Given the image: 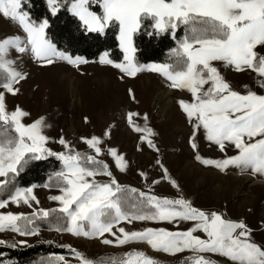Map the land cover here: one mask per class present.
<instances>
[{
    "label": "snow or ice",
    "instance_id": "1",
    "mask_svg": "<svg viewBox=\"0 0 264 264\" xmlns=\"http://www.w3.org/2000/svg\"><path fill=\"white\" fill-rule=\"evenodd\" d=\"M46 4L52 16L66 8L90 33L105 35L107 29H114L122 58L113 59L110 50H105L99 53V63L119 70L123 74L120 79L151 72L162 77L169 89L190 94V100L178 98L176 104L191 125L188 144L195 161L221 173L234 167L241 173L264 176V94L247 85L243 86L246 89L243 92L233 89L220 71V66L237 72L251 70L257 74L259 87L264 89V54L256 51L258 46L264 48V0H46ZM24 5L25 0H0V17L10 20L23 33L0 37V209L11 203L27 206L31 211H0V232L34 236L46 224L58 233L97 239L105 245L144 243L153 251L166 254L189 252L179 264H216L204 253L219 254L232 264H264V243L253 239L245 220L229 218L226 211L194 206L180 192L179 183L158 156L155 165L162 175L151 184L146 183V190L121 184L109 164L99 158L106 150L117 170H127L123 153L115 147H102L104 140L110 138L113 124L102 135L79 136V141L87 146L82 151L63 134L58 139L46 135L45 129L51 127L46 116L26 122L25 118L31 114L22 107L16 105L9 110L6 94L16 95L17 85L28 75L17 66L16 59L10 58L11 50L21 56L30 55L41 66L59 60L78 69L88 63L84 56H73L58 48L46 32L49 19L46 16L34 19ZM94 6L99 11L93 10ZM142 31L148 37L169 36L174 42L162 61L141 63L136 59L134 37ZM128 95L135 100L131 88ZM139 115L132 111L125 115L128 125L140 134L137 150L146 144L159 153L147 113L142 125L133 120ZM84 121L89 122L87 117ZM201 129L204 139L224 153L222 158L199 153L197 133ZM50 140L58 143L61 150L49 147ZM228 146L234 148L233 155L227 154ZM51 157L60 166L49 172L42 187L49 190L47 199L56 206L43 208L34 191L38 185L21 186L18 177L31 162ZM138 174L147 181L146 171ZM161 180L168 181L178 194L156 195L153 186ZM52 189L55 194H51ZM134 221L167 223L174 230L165 227L128 230L122 226V222L131 225ZM182 222H190V226L180 229ZM17 243L23 245L26 241L0 239V245L16 247ZM61 247L74 259L50 254L41 264H161L137 248L98 261L70 244Z\"/></svg>",
    "mask_w": 264,
    "mask_h": 264
},
{
    "label": "rangeland",
    "instance_id": "2",
    "mask_svg": "<svg viewBox=\"0 0 264 264\" xmlns=\"http://www.w3.org/2000/svg\"><path fill=\"white\" fill-rule=\"evenodd\" d=\"M8 22L13 27L9 26ZM15 34L23 35L17 25L0 17V37ZM256 51L264 54L262 47L258 46ZM10 58L16 59L17 66L28 75L17 85L19 92L16 95L6 94L9 110L16 105L22 107L31 114L30 117L25 118L26 122H31L41 115L46 116L47 122L51 124L50 128L45 129L46 135L58 139L63 134L82 151H86L87 146L79 141V136L102 135L103 130L109 124H113L110 138L104 140L102 147L105 149L115 147L119 153H123L127 161V170L124 172L117 170L106 150L99 158L109 164L121 184L146 190V183L151 184L153 179H158L162 175L161 170L155 165L158 156L170 175L179 183L180 192L190 199L194 206L205 210L226 211L227 217L232 219L243 218L252 229L253 239L258 243H264V176L241 173L234 167L221 173L215 167L204 166L195 161L193 150L188 144L191 125L176 104L178 98L190 100L189 93L169 89L162 77L151 72H141L135 77L124 76L120 79L123 74L110 65H101L99 58L87 59L88 63L80 65L78 69L59 60L51 65L36 64L33 67L30 55L21 56L14 50L10 51ZM220 71L233 89L243 92L246 90L243 86L247 85L258 94H264V89L258 85L257 74L251 70L237 72L220 66ZM129 88L133 90L135 100L129 97ZM167 90L170 91L168 101ZM159 110H162L165 117ZM129 111L140 114L133 117V120L141 125L144 123L143 115L147 113L148 125L155 132L152 139L157 144L159 153L149 149L146 144L141 145V150H137L140 134L134 132L125 119ZM84 117L88 118V123H85ZM123 130L128 131L130 136H127ZM197 144L202 156L222 158L224 155L215 144L204 139L202 129L197 133ZM48 146L56 151L61 150V146L52 140L48 142ZM226 152L228 155H233L235 150L228 146ZM138 171L148 173L147 181L138 174ZM153 190L158 196L175 197L178 194L177 189L164 180L154 185ZM34 191L40 201V207L56 206L55 202L47 199L50 194L48 189L38 185ZM55 191L52 189L51 194H55ZM0 211L29 212L31 210L27 206L10 203ZM122 226L128 230L142 227L173 229V225L167 223L139 221H134L131 225L122 222ZM189 226L190 222H182L179 228L185 229ZM0 239L26 241V244L17 243V246H25L36 241H51L59 246L70 244L85 253L87 257L97 260L102 254L123 253L131 248L144 250L149 256L157 258L161 264H179V261L190 255L187 251L175 255L153 251L144 243H132L126 246L105 245L97 239L78 238L44 227H41L39 235L34 236H19L11 231L0 232ZM60 255H64L69 260L74 259L68 252ZM203 255L216 264H232L219 254L204 253Z\"/></svg>",
    "mask_w": 264,
    "mask_h": 264
},
{
    "label": "trees",
    "instance_id": "3",
    "mask_svg": "<svg viewBox=\"0 0 264 264\" xmlns=\"http://www.w3.org/2000/svg\"><path fill=\"white\" fill-rule=\"evenodd\" d=\"M25 8L34 19L47 17L50 21L46 29L48 37L57 45L58 48L69 52L71 55H81L88 60H96L99 53L110 50V57L113 59L122 58V53L118 48V42L115 40L114 29H107L105 35L90 33L80 26L79 21L73 17L66 8H61L56 16H52L47 9L46 0H25ZM93 10L99 11L98 6ZM182 34V30H181ZM136 46V59L141 63L150 61H162L169 47L174 42L169 36L161 35L159 37H148L143 34H137L134 37ZM59 162L54 157L42 161L31 162L26 170L18 177V183L21 186L43 185L49 172L59 168ZM41 227L48 228L46 224ZM6 241H13L7 239ZM68 250L51 241H36L25 246L12 247L10 244L0 245V261H9L10 264H41L50 254L67 253ZM116 254H102L98 261L111 257Z\"/></svg>",
    "mask_w": 264,
    "mask_h": 264
},
{
    "label": "bare ground",
    "instance_id": "4",
    "mask_svg": "<svg viewBox=\"0 0 264 264\" xmlns=\"http://www.w3.org/2000/svg\"><path fill=\"white\" fill-rule=\"evenodd\" d=\"M8 25H9V22H8ZM9 26L13 27L12 25H9ZM14 27H15V26H14ZM30 59H31V57H30ZM31 60H32V59H31ZM31 62H32V64H31V63H30V64H31V66H33V67H34V65L37 64V63L34 62L33 60H32ZM33 67H32V69H34ZM32 69H31V70H32ZM167 91H168V92H167V94H168V96H167V101H168V100L170 99V96H169L170 91H169V90H167ZM165 93H166V92H165ZM159 111H160V114L163 115V116L165 117V114H163L162 110H159ZM123 132L126 133L127 136H130L128 131L123 130Z\"/></svg>",
    "mask_w": 264,
    "mask_h": 264
}]
</instances>
